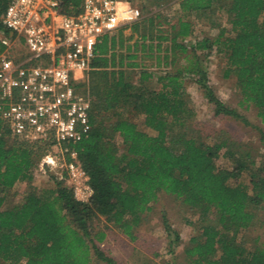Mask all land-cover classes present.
Segmentation results:
<instances>
[{
  "label": "trees",
  "instance_id": "1",
  "mask_svg": "<svg viewBox=\"0 0 264 264\" xmlns=\"http://www.w3.org/2000/svg\"><path fill=\"white\" fill-rule=\"evenodd\" d=\"M7 1L0 0V10ZM142 1L139 19L98 40L90 69L75 84L90 99L89 128L70 143L89 177V202L78 201L52 175L53 187L29 188L6 206L14 185L33 179L51 143L0 129V264H116L99 246L105 233L94 231L93 221L104 217L133 239L161 191L198 214V233L183 250L187 264H264V242L249 246L237 239L264 207V161L256 164L224 138L200 140L186 90L190 80L213 104L215 115L247 122L209 83L206 59L215 50L225 59L224 75L235 77L240 104L253 106L264 125V0ZM80 4L60 0L67 14H76ZM174 4L176 16H171L164 9ZM219 12L229 28L218 21ZM198 17H207L217 33L187 40ZM125 28L131 30L128 37ZM1 32L11 35L0 24ZM134 116H142L155 133L141 130ZM260 139L264 143V131ZM222 149L231 168L217 165ZM163 223L172 253L179 234L165 218Z\"/></svg>",
  "mask_w": 264,
  "mask_h": 264
},
{
  "label": "built area",
  "instance_id": "2",
  "mask_svg": "<svg viewBox=\"0 0 264 264\" xmlns=\"http://www.w3.org/2000/svg\"><path fill=\"white\" fill-rule=\"evenodd\" d=\"M138 19L131 0H81L76 14L60 0H8L0 10V129L30 141L50 142L40 162L55 170L74 197L87 203L89 177L70 147L89 128L90 99L75 84L84 80L105 34Z\"/></svg>",
  "mask_w": 264,
  "mask_h": 264
},
{
  "label": "rangeland",
  "instance_id": "3",
  "mask_svg": "<svg viewBox=\"0 0 264 264\" xmlns=\"http://www.w3.org/2000/svg\"><path fill=\"white\" fill-rule=\"evenodd\" d=\"M138 10V19L144 10L142 0H131ZM81 5V4H80ZM174 4L172 8H165L164 11L171 16H176ZM217 15V14H216ZM221 25L229 28L226 16L219 12L216 16ZM207 17H198L194 20L193 32L187 40H196L204 36L212 37L217 33L216 28H212L207 23ZM131 34L130 28L123 30L124 37ZM136 34L129 40L134 41ZM209 83L215 94L227 105L237 109L247 120L245 123L241 119H236L228 115H215L214 106L204 97L199 87L188 80L186 90L191 99L194 115L191 125L198 138L205 143H212L218 138H224L233 150L247 152L256 161H264V143L260 139V131H264V125L260 122L253 106L240 104L241 95L235 83L233 75H224L225 59L215 50H212L206 59ZM153 69V68H152ZM133 120L138 127L150 134L155 132L146 127L142 122V116H134ZM217 165L220 167L231 168L232 162L224 154V149L217 157ZM55 170L40 166L35 168L33 179L30 182H17L7 196L5 205L9 206L16 203L22 191L32 188L40 192L43 188L54 186L52 175ZM243 179L248 181V174H243ZM30 186V187H29ZM179 234L180 241L174 247L173 252L169 251L170 236L164 229L163 220ZM200 226L198 214L185 205L180 199L166 192H159L157 199L150 204L149 210L142 215V220L134 228V238L126 236L122 230L112 223L99 217L93 221L94 231H104L105 235L99 246L115 260L116 264H187L184 257V247L189 238L198 233ZM246 245H251L255 241L264 242V207L258 211V216L254 223L237 237Z\"/></svg>",
  "mask_w": 264,
  "mask_h": 264
}]
</instances>
